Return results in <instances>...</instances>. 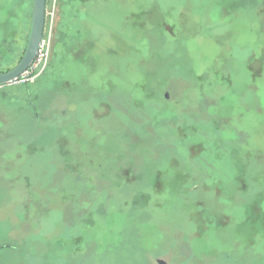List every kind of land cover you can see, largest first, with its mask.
Instances as JSON below:
<instances>
[{"label":"rangeland","instance_id":"374dc122","mask_svg":"<svg viewBox=\"0 0 264 264\" xmlns=\"http://www.w3.org/2000/svg\"><path fill=\"white\" fill-rule=\"evenodd\" d=\"M32 11L0 0V70ZM46 12L0 84V264H264V0Z\"/></svg>","mask_w":264,"mask_h":264},{"label":"water","instance_id":"95a60500","mask_svg":"<svg viewBox=\"0 0 264 264\" xmlns=\"http://www.w3.org/2000/svg\"><path fill=\"white\" fill-rule=\"evenodd\" d=\"M47 0H33V20L29 43L22 59L14 68L6 72H0V84L13 81L28 70L37 57L40 45L45 34L47 17ZM158 264H165V260L157 259Z\"/></svg>","mask_w":264,"mask_h":264},{"label":"built area","instance_id":"2783aa9c","mask_svg":"<svg viewBox=\"0 0 264 264\" xmlns=\"http://www.w3.org/2000/svg\"><path fill=\"white\" fill-rule=\"evenodd\" d=\"M45 44V39L43 38L42 43L40 45L39 51H37V57L34 61V64H31L30 68L26 70L24 73H22L19 77L15 78L13 81H18V82H31L34 81V68L37 67L36 64H39L44 58L43 54V48Z\"/></svg>","mask_w":264,"mask_h":264},{"label":"trees","instance_id":"16d2710c","mask_svg":"<svg viewBox=\"0 0 264 264\" xmlns=\"http://www.w3.org/2000/svg\"><path fill=\"white\" fill-rule=\"evenodd\" d=\"M10 70V69H9ZM7 71H8V68H7ZM0 72H5V71H2V70H0ZM31 82H35V79H34V81H31ZM31 82H25V83H22V84H25V85H28L29 83H31ZM30 95H32L31 93L32 92H28ZM36 97H37V95H36ZM31 104L33 105V108H32V110L33 109H36V105H34V102L31 100ZM33 114H34V112H33ZM36 114H38L37 112H36ZM106 194V196H105V198H107L108 196H109V194H110V192L107 194V193H105ZM110 197H112V195L110 194ZM87 217V215H85V217L84 218H86Z\"/></svg>","mask_w":264,"mask_h":264}]
</instances>
